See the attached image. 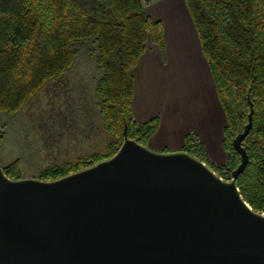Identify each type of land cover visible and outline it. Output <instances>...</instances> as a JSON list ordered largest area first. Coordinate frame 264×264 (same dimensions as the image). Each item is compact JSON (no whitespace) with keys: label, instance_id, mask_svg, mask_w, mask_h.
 <instances>
[{"label":"water","instance_id":"obj_1","mask_svg":"<svg viewBox=\"0 0 264 264\" xmlns=\"http://www.w3.org/2000/svg\"><path fill=\"white\" fill-rule=\"evenodd\" d=\"M187 152L128 136L110 158L55 180L12 179L0 159V264H264V212Z\"/></svg>","mask_w":264,"mask_h":264},{"label":"trees","instance_id":"obj_2","mask_svg":"<svg viewBox=\"0 0 264 264\" xmlns=\"http://www.w3.org/2000/svg\"><path fill=\"white\" fill-rule=\"evenodd\" d=\"M185 2L226 114L222 143L227 163H210L196 132L186 134L179 151L229 179L241 161L233 140L248 121L249 91L253 124L242 142L249 161L236 183L253 209L264 212V0ZM149 39L165 45L161 22L146 13L141 0H0V114L18 112L72 66L84 42L96 44L98 107L115 140L105 153L43 168L41 180H55L112 157L123 142L125 123L128 136L143 145L156 132L157 118L137 124L132 112L133 68ZM5 173L18 179L19 161L6 166Z\"/></svg>","mask_w":264,"mask_h":264},{"label":"crops","instance_id":"obj_3","mask_svg":"<svg viewBox=\"0 0 264 264\" xmlns=\"http://www.w3.org/2000/svg\"><path fill=\"white\" fill-rule=\"evenodd\" d=\"M141 2L161 22L165 36L164 47L149 39L133 68V117L137 124L158 119L146 146L156 152L178 151L186 134L196 132L209 161L225 165L226 114L185 0Z\"/></svg>","mask_w":264,"mask_h":264},{"label":"rangeland","instance_id":"obj_4","mask_svg":"<svg viewBox=\"0 0 264 264\" xmlns=\"http://www.w3.org/2000/svg\"><path fill=\"white\" fill-rule=\"evenodd\" d=\"M95 49L92 41L84 42L64 74L48 81L18 112L0 114L4 171L18 160V179H40L45 167L107 151L115 137L106 130L98 107L95 88L101 72Z\"/></svg>","mask_w":264,"mask_h":264}]
</instances>
